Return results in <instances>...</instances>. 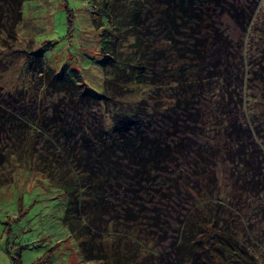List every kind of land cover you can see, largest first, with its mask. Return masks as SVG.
Returning a JSON list of instances; mask_svg holds the SVG:
<instances>
[{
	"label": "rangeland",
	"instance_id": "rangeland-1",
	"mask_svg": "<svg viewBox=\"0 0 264 264\" xmlns=\"http://www.w3.org/2000/svg\"><path fill=\"white\" fill-rule=\"evenodd\" d=\"M101 2L102 0L27 1L23 7L22 20L12 30L10 0L7 7L1 5L0 151L10 154L14 173L9 183L0 184V264H12L13 257H19L22 264H111L109 257L104 254L112 257L115 252H120L124 257L133 253L136 257L149 258L144 264H171L181 214L200 202L197 199L195 203L196 199L185 194L183 191L186 188L181 190L180 187H168L171 176L180 173L181 167L186 170L194 167L193 161L189 163L182 157L172 164V170L170 167L164 170L153 185L136 189L134 195L137 197L129 196L134 191L130 183L119 187L111 180L113 175L109 174V167L97 166L100 178L108 180L104 184L98 181L90 193L86 187L69 183L63 185L64 183L59 182L77 176V170L82 169L81 166L75 168L78 164L74 159L85 151L83 146L85 138L91 139L89 134L94 139H97L98 133L110 138L113 129L112 113L115 108L102 103L81 105L71 102L72 93L53 88V73L50 76L47 74L51 68L57 74L69 76L83 90L91 89L94 94L106 92L104 87L108 79L102 65L105 55L101 33L104 30L112 32L115 22L108 25L107 19L100 17ZM233 2L248 9L251 19L246 23L245 29L224 13L206 9L204 18L207 25L216 27L220 33L225 32L231 42L229 52L226 53L228 65L222 58L224 65L216 70L219 77L231 80L235 89L232 97H229L232 103L228 109H224H227L231 118H243V123L238 124L241 130L239 136L246 139L243 143L247 142V153H254L258 156V161L263 160L264 163V69H261L262 75L255 76L251 73L260 64V68L264 67V0ZM99 25L104 26L100 28ZM162 36L152 17L147 28L143 26L141 29L142 48L149 55V62H146L143 71L146 83L126 81L122 89L109 95L119 97L114 105L129 109L136 108L138 102L140 104L144 101L147 102L145 109H152L156 100L165 99L170 102L169 98L173 97V100L177 99L173 103L178 101V94L182 89L170 85L162 87V81L156 74L160 68L165 67L161 65L164 63L157 53L161 50ZM133 41V37L130 39L129 35L125 40V50L132 49ZM46 43L51 47H44L45 51L42 52L41 46ZM151 65H155V72ZM191 70L187 72V77L193 72ZM250 77L253 78L252 83L249 82ZM153 80L156 85H152ZM187 91L188 96L196 94V90ZM211 93L206 88L197 94L205 108L204 121H207V125L201 124L203 120L196 117L199 127L189 126V129L184 125L173 131L168 117L155 118L157 114L151 116L154 120L147 119L143 124L150 134H154L155 128L159 127L158 132L160 135L164 134V140H176V134L180 138L188 137L183 136V133L194 128L193 132L198 135L189 137L191 140H196L199 144H210L215 148L206 163L207 173L216 175L217 199L222 200L226 195L232 198L233 202L229 203V207L240 212L239 221L242 219L247 225V229H244L245 226L242 228L243 232L248 231L252 235L249 240L253 242L251 249L256 251L260 260H264V210L261 212L259 207L252 208L253 202L247 200L245 192V195H241L240 191L233 190L237 184L230 177L238 164L237 159L229 156L230 151L235 153L234 147L231 149L229 142L224 141L227 137H233L228 135L229 130L225 131V127L213 125L219 119L215 118L216 113H222L224 105L217 104L215 100L217 96L220 97L219 90L214 95ZM238 101L240 104H234ZM211 102H214L212 106ZM180 104L184 106L183 102ZM165 105L169 106L168 103ZM177 117L175 115L172 118ZM28 125L36 135L32 145L36 153L31 163L29 160V163L25 161L16 165L17 157L14 155L20 156L25 151L24 135L29 131ZM236 134L234 133V138ZM239 141L234 145H240L242 140ZM256 145L260 148L259 153L254 152ZM38 152L48 157L53 156L56 165L46 167L48 164L38 157ZM90 173V170L84 171L83 168L79 176L81 179L88 178ZM96 173L93 174V180ZM63 175L64 178H61ZM91 181L90 179L89 184ZM190 182L187 180L185 187L196 188L195 181ZM215 182L212 185L215 186ZM79 196L83 197L84 203L87 202L82 210V220L78 213H73L76 200L80 201L82 198ZM129 208L139 217L132 221L130 219L125 224ZM145 208L153 211L157 208V211H142L143 214L138 212ZM68 219L72 220L65 222ZM72 224L82 227L88 224L94 229L91 238L88 237L92 243L89 249L98 257L87 260L82 244L86 238L71 231ZM131 237L135 239L132 243L127 241ZM95 238L96 242L93 244Z\"/></svg>",
	"mask_w": 264,
	"mask_h": 264
},
{
	"label": "trees",
	"instance_id": "trees-1",
	"mask_svg": "<svg viewBox=\"0 0 264 264\" xmlns=\"http://www.w3.org/2000/svg\"><path fill=\"white\" fill-rule=\"evenodd\" d=\"M27 1L32 0H10L11 30L22 20L23 7ZM141 1L102 0L101 2L100 17L107 19L108 25L115 22L113 30H111L114 33L107 30L101 33L102 50L105 55L102 65L108 79L104 87L106 92L94 94L91 89L83 90L82 86L69 76L57 74L51 68L47 73L49 76L53 73V88L58 89L60 92L72 93L71 102L81 105L89 103L100 105L102 103L116 109L112 113L113 129L110 133L111 137L105 138L98 133L97 139H94L92 134H89L91 139L85 138L86 141L83 146L85 151L74 159V162L78 164L75 168L81 166L84 171L90 170L89 177L81 179L79 174L82 169L79 168L75 173L77 176L74 175L65 178L63 181H58L64 183L63 185L69 183L79 185L81 188L86 187L90 193L93 191V185H96L98 181L104 184L108 180V178H100V170L97 166L109 167V174L113 175L111 180H114L119 187L130 183L134 191H131L129 196L137 197L134 195L137 192L136 189H142L141 187L144 185H153L159 175L169 167L172 170V164L181 157L183 160L187 159L189 163L193 161L194 167L191 170L181 167L180 173L171 176V182L168 185V187H180L181 190L186 188L183 192L196 199L195 203L197 199L200 200L196 206L194 204L187 212L181 214L177 227L178 234L173 244L175 255L174 259H171V264H264V260H260L256 255V251L251 249L250 245L253 243L249 241L252 238L251 233H248V231L243 232L242 228L245 226L244 229H247V225H245L244 220L240 219L239 221L240 212L232 209L231 206L229 207V203L233 202L232 198L226 195L222 200L217 199L216 175L207 173L208 164L206 163L215 148L210 144H199L196 140H191L189 137H197L198 135L197 132H193L194 128L183 133V136L188 137L180 138L176 134L174 135L176 140L173 138L164 140V134L160 135L158 132L159 127L155 128L154 134L156 135H154L150 134L143 124L147 119L154 120V117L151 116L157 114L155 118L168 117L170 124L172 123L170 129H173V131L184 125H187L188 128L189 126L199 127L200 123H196V117L203 120L201 124L207 125V121H204L205 108L201 104V97L197 94L202 93L206 88L212 91V95L219 90L220 97L217 96L215 100L218 102L217 104L224 105L223 112L214 114L215 118H219L217 124L211 122L214 126L225 127V131L229 130V132L227 131L228 135L233 137H227L224 140L229 142L231 149L234 147L235 153L230 151L229 156L234 160L237 159L238 164L233 169V174L230 177V179L233 177V181L235 179L234 182L237 184L233 190L240 191L241 195L246 193L247 200L250 203L253 202L252 208L259 207L258 210H261V212L264 210L263 160L258 161L257 155L251 152L247 153V142L243 143V140L246 139L239 136L241 130L238 128V124L243 123V118L241 119L240 116L237 119L231 118L227 111L232 103L229 97H232L231 94L235 90L234 85L227 77H219L216 71L224 65L221 61L222 58L225 63L227 62L226 53L231 42L225 32L220 33L216 27L207 25L206 18H204L206 9L210 12L224 13L245 29L246 23L251 19L248 9L238 2H233L234 0ZM7 2L5 0L0 2V10L3 6L7 7ZM152 17L155 18L156 28L163 35L161 50L157 52L164 63L161 65H165L156 73L160 82L162 81L160 84L162 87L170 85L182 90L178 94L176 103H173V101L177 99L173 100V97H170V102H166L165 99L156 100L152 109H145L147 102L144 101H141L140 104L138 102L136 108L125 109L114 105L119 98L118 96L110 97L109 95H111V92L115 94L118 89H122L126 81H131L134 84L146 83L143 78V71L144 65L149 62V55L147 56V52H144L142 48L141 29L143 26L147 28ZM103 26L99 25L100 28ZM123 34H126V37H123ZM129 35L130 39L131 37L134 39L132 49L125 50V40L129 38ZM47 46L51 47L47 43L41 46L42 52L45 51L44 47ZM226 64L228 65V63ZM151 66L154 67L155 72V65ZM260 67L261 64L256 69L253 68L251 73L255 76L262 75L263 71L261 69H264V67ZM189 70L193 72L188 74L187 77ZM165 79H168V81ZM249 82H253L252 77L249 78ZM151 83L156 85L154 80ZM187 89L196 90V94L188 96ZM182 102L184 106L180 104ZM240 102L234 104L237 105ZM166 103L169 106H166ZM213 103L211 102L210 106ZM139 105H143V107L141 108ZM224 107H227V109H224ZM175 115H178V117L176 119L172 118ZM1 126L0 122V128ZM28 126L29 131L24 135L23 147L25 151L22 149L24 153L20 156L14 155L15 158L17 157L16 165H21V162L25 161L29 163V160L31 163L36 153L35 147L32 146L36 135L33 133V128L30 125ZM249 131L251 133V130H248V133ZM70 133L72 132L70 131ZM234 133H237L235 138ZM245 133L247 132L245 131ZM240 139L242 140L240 145H234L235 142H240ZM187 142L190 143L187 144ZM256 151L258 153L260 151L257 145L254 149V152ZM9 155L6 151H0V184L9 183L13 178L14 171ZM38 157L48 164L46 167L51 168L56 165L53 156L48 157L38 152ZM69 171L73 170L69 169ZM96 171L99 172L96 173ZM62 172L64 175L66 174L64 171ZM95 173L97 176L93 180V174ZM64 175L61 178H64ZM90 179L92 180L91 184H89ZM187 180L188 183L190 180H194L196 188L194 186H192V189L185 187ZM214 182L215 186L212 185ZM140 191L142 192V190ZM237 197L239 198V195ZM241 198L243 199V196ZM84 201L83 197L80 201L77 199L76 209L73 212L78 213L80 220H82L83 207L87 204ZM148 209H141L138 212L143 214L145 211L149 213L157 211V208L154 211ZM128 213L125 224L130 219L132 221L139 217L138 215L135 216L136 213L132 211V208H129ZM69 220L72 219L65 220V222L69 223ZM70 227L71 231L75 232L77 236L86 238L82 241V244L85 248L83 252L87 260L98 257L89 249L92 243L88 237L91 238L94 229L89 227L88 224L83 227L72 224ZM134 240L133 237L127 239L130 243ZM93 241L94 244L96 238ZM100 244L103 243L100 242ZM104 256L109 257L111 264H144L149 260L144 256L136 257L133 253L125 255V257L120 252H115L112 257L107 254H104ZM12 264L22 263L19 257H13ZM151 264L154 263L151 262Z\"/></svg>",
	"mask_w": 264,
	"mask_h": 264
}]
</instances>
